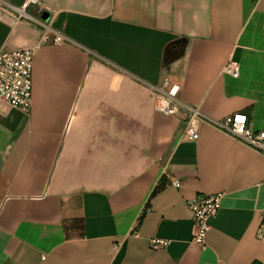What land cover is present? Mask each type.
Listing matches in <instances>:
<instances>
[{"label":"crops","instance_id":"crops-1","mask_svg":"<svg viewBox=\"0 0 264 264\" xmlns=\"http://www.w3.org/2000/svg\"><path fill=\"white\" fill-rule=\"evenodd\" d=\"M0 1V53L35 45L26 0ZM38 1L67 42L35 52L28 112L0 102V264H264V154L213 124L264 130V0ZM163 77L205 117L197 140L155 111ZM217 193L195 246L187 204Z\"/></svg>","mask_w":264,"mask_h":264},{"label":"built area","instance_id":"built-area-1","mask_svg":"<svg viewBox=\"0 0 264 264\" xmlns=\"http://www.w3.org/2000/svg\"><path fill=\"white\" fill-rule=\"evenodd\" d=\"M39 4L38 0H26L20 8H12L17 19L26 18L43 29L40 40L33 46L5 51L0 53V102L10 108L28 112L32 104V70L34 54L53 35L52 42L61 45L67 42L66 37L60 33L53 32L50 25L39 17L31 15L30 8ZM0 9L10 11L0 1ZM239 64L229 60L224 67V73L237 78L239 75ZM149 97L154 102L155 111L169 117L183 118L185 120L184 136L195 141L198 139L199 124L205 117L196 107H191L178 99L180 87L173 83L168 77H163L156 85L147 88ZM214 126L224 133L238 139L245 145L264 154V130L253 131L245 114L236 113L215 121ZM172 186L180 188L178 181H173ZM223 194L200 195L187 204L192 213L194 231L191 243L198 247L206 244L207 233L210 229L209 221L215 217L221 207ZM259 236L264 239V211L261 214V224L258 231ZM168 241L153 238L149 240L150 248L154 251L165 249Z\"/></svg>","mask_w":264,"mask_h":264},{"label":"water","instance_id":"water-1","mask_svg":"<svg viewBox=\"0 0 264 264\" xmlns=\"http://www.w3.org/2000/svg\"><path fill=\"white\" fill-rule=\"evenodd\" d=\"M40 19L43 20L44 22H48L50 19V14L48 12L44 11L41 13Z\"/></svg>","mask_w":264,"mask_h":264}]
</instances>
